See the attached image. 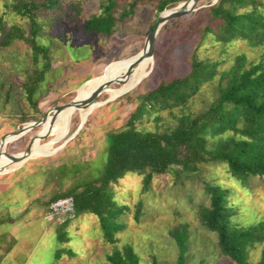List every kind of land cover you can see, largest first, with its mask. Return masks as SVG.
<instances>
[{
	"label": "rangeland",
	"instance_id": "1",
	"mask_svg": "<svg viewBox=\"0 0 264 264\" xmlns=\"http://www.w3.org/2000/svg\"><path fill=\"white\" fill-rule=\"evenodd\" d=\"M25 1L43 0H0V137L38 121L52 107L67 102L91 77L116 67L114 74L123 70L124 76L134 75L142 59L129 69L118 66L143 47L146 34L160 12L157 8L160 0H134L132 12L118 19L109 36L89 34L81 38L83 34L78 33L84 19L98 13L104 0H60L55 9L40 7L35 17L38 24L35 41L46 47L50 71L39 83L34 93L36 105L32 106L24 97L22 84L32 79V71L44 60L38 54L36 62L29 45L18 38L1 44L4 32L9 29L14 28L23 36L28 34V19L12 8V4ZM114 1L117 12L131 0ZM183 1L186 0H170L164 9ZM216 1L198 0L192 11L162 23L154 37L148 74L118 96L110 97L105 90L101 91L91 100L92 111L81 126L83 107L76 108L66 133L46 148L54 151H37L34 158L9 164L6 168L12 169L0 173V264H111L105 254L124 244L130 246L138 264H175L177 246L171 231L180 226L188 233L182 264H235L219 253L215 233L199 220L198 208L208 205L202 182L228 187L227 203L234 208L230 221L245 225L264 220V174L249 175L242 182L231 176L223 162L198 163L194 172L171 166L165 173L152 175L145 190L144 173L127 171L110 182L113 199L126 206L115 218L120 228L113 232L112 240L103 235L97 215L89 210L75 213L73 209V215L61 224L45 216L50 202L64 197L53 195L101 169L106 133L124 127L132 107L160 81L185 75L192 54L200 60L217 62V72L229 67L238 53L245 55L244 66L251 61L264 63V40L251 45L236 37L221 43L210 32L203 31L205 26L214 29L220 21L210 15V7ZM252 6L264 16V0H248L237 10ZM73 36L90 43L89 52L83 55L78 52L81 56L77 59L66 50V44L74 41ZM219 82L223 84L216 74L202 83L184 104L170 109L155 110L145 104L147 112L133 121L135 128L157 132L172 129L179 114H195L205 109L217 96ZM118 85L114 81L107 86ZM106 96L112 99L102 104L95 102ZM39 129L35 126L8 142L4 152H22ZM50 138V135L41 138L39 146L43 148ZM60 167L61 172H66L63 176ZM74 168L77 170L71 172ZM138 203L139 214L134 219ZM60 232L63 235L58 239ZM260 247L261 244L255 243L248 250V260L257 259Z\"/></svg>",
	"mask_w": 264,
	"mask_h": 264
},
{
	"label": "trees",
	"instance_id": "2",
	"mask_svg": "<svg viewBox=\"0 0 264 264\" xmlns=\"http://www.w3.org/2000/svg\"><path fill=\"white\" fill-rule=\"evenodd\" d=\"M59 1L12 4L17 13L28 19L29 32L23 36L13 28L5 31L2 36L1 44L7 45L18 38L29 45L36 62L40 57L38 54L44 60L40 67L36 66L32 71V79L22 84L24 97L32 106L36 105L34 93L39 83L50 71L46 47L35 41L38 30L36 11L40 7L55 9ZM169 1L160 0L158 11H162ZM246 1L217 0L210 7V15L220 21L214 29L205 26L203 31L210 32L214 40L221 43L236 37L246 39L251 45L264 40L263 13L255 6L237 10ZM114 5V0H104L98 13L87 16L78 33L83 34L81 38L89 34L109 36L118 19L132 12L134 0L128 1L117 12ZM77 36L71 37L74 41L66 44L68 54L76 59L88 53L90 48L87 40H76ZM78 52L82 54L78 55ZM245 60V55L238 53L229 67L217 72V62L200 60L192 54L189 71L185 75L160 81L132 107L124 127L106 133L107 145L101 169L94 175L82 177L67 190L53 195V198L71 196L75 213L83 210L93 212L99 219L103 235L112 240L113 232L120 228L115 218L126 206L115 202L109 183L127 171L144 173L143 190L152 175L165 173L171 166H178L185 172H194L198 163L223 162L231 176L242 182L249 175L264 174V63L251 61L248 66H244ZM216 74L223 84L218 83L217 96L205 109L195 114H179L176 125L165 131L135 128L133 121L147 112L145 104L155 110L180 106L202 83L212 80ZM75 170L77 168L71 172ZM60 173L63 176L66 172L60 170ZM202 185L208 196V205L200 206L197 213L202 225L215 233L219 253L235 264H264V220L245 225L231 222L234 208L227 203L228 187L207 181H203ZM138 214L139 203L136 205L134 219H137ZM62 235L58 233V239ZM171 235L177 246L175 264H182L188 233L184 226H180L174 228ZM255 243L261 244V247L257 259L252 262L248 260L247 254ZM54 257H57L56 251ZM105 259L111 264H138L136 255L127 244L111 249L105 254Z\"/></svg>",
	"mask_w": 264,
	"mask_h": 264
},
{
	"label": "bare ground",
	"instance_id": "3",
	"mask_svg": "<svg viewBox=\"0 0 264 264\" xmlns=\"http://www.w3.org/2000/svg\"><path fill=\"white\" fill-rule=\"evenodd\" d=\"M172 8V7H171ZM170 9V8H168ZM168 9H164V11L166 12ZM137 53V52H136ZM135 53V54H136ZM135 54H132L131 56L125 58L120 64H119V68H124L126 63L129 61V59H131V57ZM152 61V56H145L142 58V61L138 67L137 72L134 75H129V76H123L121 77V75L123 74V70L119 71L118 73L114 74L115 69H111L106 73H103L101 75H97L94 77H91L89 79H87L86 81H84L80 87L78 88L77 92L75 93L76 98H81L84 97L86 94H88L93 87H95L102 79L104 78H109V77H115L116 79L118 78L120 81H118V87L116 88H112L109 86H106V88H104L102 91H106L105 94H107L108 96L112 97V96H118L119 94L123 93L124 91L134 87L135 84H137L138 82L141 81V79L143 77H145L148 74V69H149V64ZM127 71V70H126ZM120 77V78H119ZM116 82V81H115ZM108 96H106V98L104 100L98 101L96 100L95 102H100L101 104L104 103L105 101L112 99L109 98ZM93 104V101L89 102L87 105L83 106V115L80 121V125H82V123L84 122V120L86 119L87 115L92 111V109L90 110L91 106ZM78 108V107H77ZM76 108H71V107H64L61 109V111H59V113L55 116V118L49 122V115L47 114V117L45 119V121L39 125L40 129L39 131H37L35 133V135L33 136V138L31 139L30 142V148H29V153L28 156L26 158L20 159L19 161L16 162H12L9 158H7L4 153H2L0 155V173L6 172L8 170H11L12 168L9 167L8 169L6 168L9 164H18L20 162L23 163V161L29 159V158H34L35 156H37L36 152L42 150L43 152H52L55 149L53 148H47V146H49V144L51 143V145L58 139L60 138L62 135H64L69 127L71 118H72V114L75 111ZM82 112V111H81ZM60 121V122H59ZM58 122V123H57ZM30 123V122H28ZM26 123V124H28ZM55 123H57L55 126L52 127V125H54ZM26 130L25 132L21 133L20 135L14 136L11 135V133H8L5 135L4 137V146L2 147V149L4 150L5 145L18 138L19 136H22L23 134H25L26 132L30 131ZM74 133V132H73ZM73 133L70 134V136H68L66 138L67 139L71 138L73 136ZM40 135L42 136H48L50 135L51 138L48 141V143L45 144V146L40 147L39 146V141L41 140L42 137H39ZM4 152V151H2ZM20 154L19 153H15L14 155ZM42 154V152L40 153ZM5 160V161H3ZM2 165H6L5 167H2Z\"/></svg>",
	"mask_w": 264,
	"mask_h": 264
},
{
	"label": "water",
	"instance_id": "4",
	"mask_svg": "<svg viewBox=\"0 0 264 264\" xmlns=\"http://www.w3.org/2000/svg\"><path fill=\"white\" fill-rule=\"evenodd\" d=\"M197 1L198 0H186L178 4L177 6L168 9L166 12L164 10L160 11L158 15L156 16L155 22L153 23V25L151 26V28L146 34L143 47L135 55H133L131 59H129V61L126 63L125 68L129 69L134 64H136L138 61H140L143 57L148 56V55L150 56L152 52V45L154 42V37L158 30V27L168 19L178 17V16H181L183 14H186L192 11L195 8V4L197 3ZM123 76L124 75H121V77ZM114 81L118 82L120 80L118 78L116 79L115 77L104 78L95 87H93V89L88 94H86L84 97L76 98L75 94H73L72 97L67 102L52 107L49 111L50 112L49 122H51L55 118V116L59 113V111H61V109L64 107L77 108L80 106L83 107L87 105L89 102H91V100L94 99L96 95H98L104 88H106L107 85H109L110 83ZM49 112L45 113L38 121L30 122L28 124H25L21 128L10 132L11 135L17 136L25 132L26 130H29L35 126H39L45 121L47 114ZM78 128L79 127L76 128V131L78 130ZM76 131H74V133ZM5 135L6 134L0 137V155L4 153V155L7 158H9L12 162H16V161H19L20 159L26 158L29 153L28 151L30 148V142L27 144L25 149L22 152H20V154H17V155L8 154L5 152H2L4 151L2 147L5 144L4 142ZM39 137L43 138L44 136L40 135Z\"/></svg>",
	"mask_w": 264,
	"mask_h": 264
},
{
	"label": "built area",
	"instance_id": "5",
	"mask_svg": "<svg viewBox=\"0 0 264 264\" xmlns=\"http://www.w3.org/2000/svg\"><path fill=\"white\" fill-rule=\"evenodd\" d=\"M49 211L45 215L49 220L63 223L67 218L73 215V200L71 196H64L56 198L50 202L48 206ZM56 222V223H57Z\"/></svg>",
	"mask_w": 264,
	"mask_h": 264
}]
</instances>
